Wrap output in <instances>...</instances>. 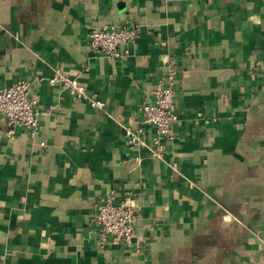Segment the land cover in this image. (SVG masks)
<instances>
[{
    "label": "crops",
    "instance_id": "crops-1",
    "mask_svg": "<svg viewBox=\"0 0 264 264\" xmlns=\"http://www.w3.org/2000/svg\"><path fill=\"white\" fill-rule=\"evenodd\" d=\"M102 26L139 37L110 59L89 46ZM170 68L178 120L153 159L124 127ZM19 80L48 114L34 138L0 118V264H264V0H0V88ZM111 190L138 247L102 241Z\"/></svg>",
    "mask_w": 264,
    "mask_h": 264
},
{
    "label": "built area",
    "instance_id": "built-area-1",
    "mask_svg": "<svg viewBox=\"0 0 264 264\" xmlns=\"http://www.w3.org/2000/svg\"><path fill=\"white\" fill-rule=\"evenodd\" d=\"M139 32L136 26L91 27L88 33L89 46L97 54L114 60L121 59L135 43ZM176 75L175 69H168L153 89V99L141 105L138 126L134 129L124 127L127 144L146 148L148 156L153 159H160L165 143L174 138L173 129L178 120L174 102ZM47 82L52 86L60 85L73 97L86 101L92 109L99 110L104 106L102 101L91 95L75 78L55 73ZM30 88L31 83L26 80H19L9 87L0 88V118L7 124L5 136L8 138L17 128L24 129L30 138L36 137L40 131V116L48 114V111L38 109L36 100L29 95ZM147 128L153 130L149 141L145 139ZM2 136L3 132L0 130V139ZM93 218L99 226L102 241L108 237L112 245L138 247L139 241L134 235L136 221L134 206L127 202L116 203L113 190L96 205Z\"/></svg>",
    "mask_w": 264,
    "mask_h": 264
}]
</instances>
